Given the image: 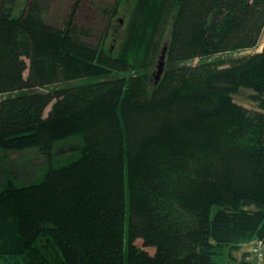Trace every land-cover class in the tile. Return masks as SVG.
<instances>
[{
	"label": "trees",
	"instance_id": "1",
	"mask_svg": "<svg viewBox=\"0 0 264 264\" xmlns=\"http://www.w3.org/2000/svg\"><path fill=\"white\" fill-rule=\"evenodd\" d=\"M78 2L59 27L48 1L0 0V150L48 163L0 185V264H223L264 243V48L234 56L259 45L264 0H134L113 52Z\"/></svg>",
	"mask_w": 264,
	"mask_h": 264
},
{
	"label": "rangeland",
	"instance_id": "2",
	"mask_svg": "<svg viewBox=\"0 0 264 264\" xmlns=\"http://www.w3.org/2000/svg\"><path fill=\"white\" fill-rule=\"evenodd\" d=\"M14 14L18 15L31 0H12ZM50 3L49 10L45 13L46 21L50 24L62 27L74 9L77 0H45ZM110 8L113 13L112 19L105 16V10ZM134 0H80L78 8L75 11V21L81 26L91 27L95 33V38L101 36L103 48L107 51H116L125 35L127 23L130 20ZM264 48V29L261 33L259 45L251 50L242 51L234 56L251 55L262 52ZM224 56L211 57V60ZM208 59V60H210ZM205 59H195L189 61V65H196ZM27 74V73H26ZM154 80V79H153ZM55 89V87L38 88L40 91ZM16 95V94H15ZM10 95L0 96V99L7 98ZM255 93L251 90H241L235 98L237 101L249 107H258L259 102H255L253 97ZM47 109L46 114L50 111ZM73 139V138H71ZM71 139L58 142L55 145L54 167H59L75 159L78 156L76 146ZM48 168L47 159L39 156L33 150L22 152H7L0 150V185L5 181L14 179L16 182L32 183L38 181Z\"/></svg>",
	"mask_w": 264,
	"mask_h": 264
},
{
	"label": "crops",
	"instance_id": "3",
	"mask_svg": "<svg viewBox=\"0 0 264 264\" xmlns=\"http://www.w3.org/2000/svg\"><path fill=\"white\" fill-rule=\"evenodd\" d=\"M255 240L250 243H245L240 248L233 252V258L227 260L223 258L221 262L223 264H250L253 259L252 250L255 245Z\"/></svg>",
	"mask_w": 264,
	"mask_h": 264
},
{
	"label": "built area",
	"instance_id": "4",
	"mask_svg": "<svg viewBox=\"0 0 264 264\" xmlns=\"http://www.w3.org/2000/svg\"><path fill=\"white\" fill-rule=\"evenodd\" d=\"M253 259L251 264H264V243L257 240L252 250Z\"/></svg>",
	"mask_w": 264,
	"mask_h": 264
},
{
	"label": "water",
	"instance_id": "5",
	"mask_svg": "<svg viewBox=\"0 0 264 264\" xmlns=\"http://www.w3.org/2000/svg\"><path fill=\"white\" fill-rule=\"evenodd\" d=\"M165 51H166V48L163 52V55L161 56V60L159 62V65H158V70H157V75H156V81H158L163 73V69H164V59H165Z\"/></svg>",
	"mask_w": 264,
	"mask_h": 264
}]
</instances>
